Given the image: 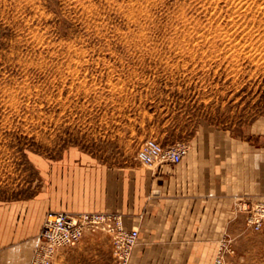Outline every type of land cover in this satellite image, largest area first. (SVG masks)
<instances>
[{
	"label": "rangeland",
	"instance_id": "1",
	"mask_svg": "<svg viewBox=\"0 0 264 264\" xmlns=\"http://www.w3.org/2000/svg\"><path fill=\"white\" fill-rule=\"evenodd\" d=\"M205 131L264 136V0H0V198L41 190L37 159Z\"/></svg>",
	"mask_w": 264,
	"mask_h": 264
},
{
	"label": "crops",
	"instance_id": "2",
	"mask_svg": "<svg viewBox=\"0 0 264 264\" xmlns=\"http://www.w3.org/2000/svg\"><path fill=\"white\" fill-rule=\"evenodd\" d=\"M178 165L149 169L70 152L35 165L43 186L33 198H0V264H32L49 212L123 217L139 238L130 264H213L229 239L228 264H264V229L247 227L242 204L264 202V136L236 140L205 131ZM53 264H115L111 238L86 233Z\"/></svg>",
	"mask_w": 264,
	"mask_h": 264
},
{
	"label": "built area",
	"instance_id": "3",
	"mask_svg": "<svg viewBox=\"0 0 264 264\" xmlns=\"http://www.w3.org/2000/svg\"><path fill=\"white\" fill-rule=\"evenodd\" d=\"M186 145L166 148L155 139H147L138 150L135 160L149 169L162 165H178L189 154ZM240 209L247 215V227L254 231L264 229V202L242 204ZM103 232L109 235L113 245L115 264H130L139 238L138 230H127L123 217L109 213L49 212L45 218L32 264H53L57 253L77 245L86 233ZM230 240L225 239L213 264H228L227 255L232 253Z\"/></svg>",
	"mask_w": 264,
	"mask_h": 264
},
{
	"label": "bare ground",
	"instance_id": "4",
	"mask_svg": "<svg viewBox=\"0 0 264 264\" xmlns=\"http://www.w3.org/2000/svg\"><path fill=\"white\" fill-rule=\"evenodd\" d=\"M217 257V256H216Z\"/></svg>",
	"mask_w": 264,
	"mask_h": 264
}]
</instances>
